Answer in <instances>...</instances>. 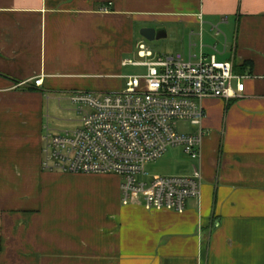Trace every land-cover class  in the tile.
Listing matches in <instances>:
<instances>
[{"label": "crops", "instance_id": "1", "mask_svg": "<svg viewBox=\"0 0 264 264\" xmlns=\"http://www.w3.org/2000/svg\"><path fill=\"white\" fill-rule=\"evenodd\" d=\"M144 27L246 76L203 101L182 213L122 204L117 174L42 167L55 103L122 90ZM0 264H264V0H0Z\"/></svg>", "mask_w": 264, "mask_h": 264}, {"label": "built area", "instance_id": "2", "mask_svg": "<svg viewBox=\"0 0 264 264\" xmlns=\"http://www.w3.org/2000/svg\"><path fill=\"white\" fill-rule=\"evenodd\" d=\"M138 47L141 60L128 59L123 64L141 66L145 71L127 76L122 90L72 93L80 123L60 133L45 127L42 167L69 173L117 174L122 204L141 202L148 210L182 213L189 199L200 197L201 178L152 177L147 166L171 147H181L191 158H199L206 133L203 101L241 96L246 76L236 74L234 64L216 54L202 53L196 59L182 54L155 56L144 42ZM42 81L37 78L35 85ZM179 120L198 125V131H178Z\"/></svg>", "mask_w": 264, "mask_h": 264}, {"label": "rangeland", "instance_id": "3", "mask_svg": "<svg viewBox=\"0 0 264 264\" xmlns=\"http://www.w3.org/2000/svg\"><path fill=\"white\" fill-rule=\"evenodd\" d=\"M141 28L137 32L138 38H141L148 47H150L155 56L166 55V54H176L179 52V43L174 40V36L169 38H161L155 40H148L140 34ZM139 47L136 46L135 53L125 56L127 59H132L133 61L141 60L138 55ZM145 69L141 66H135L133 64H127L122 67V75L130 76L141 74ZM126 79H121L122 85L123 81ZM125 84V82H124ZM123 87V86H122ZM63 104L54 105V118L50 126L53 133L65 132L78 127L80 116L75 110L73 103H69L66 100L62 102ZM198 125H193L190 121L179 120L177 122V129L180 132L191 133L197 132ZM190 156H188L181 147H171L168 151L156 161L148 164L147 170L150 176L155 175H175V174H186L190 171V165H188Z\"/></svg>", "mask_w": 264, "mask_h": 264}, {"label": "water", "instance_id": "4", "mask_svg": "<svg viewBox=\"0 0 264 264\" xmlns=\"http://www.w3.org/2000/svg\"><path fill=\"white\" fill-rule=\"evenodd\" d=\"M140 34L148 40H155L160 37L159 32L155 28H152V27L142 28L140 30Z\"/></svg>", "mask_w": 264, "mask_h": 264}]
</instances>
